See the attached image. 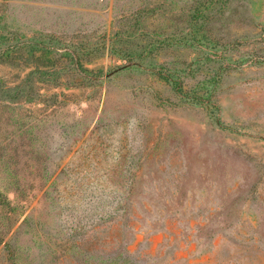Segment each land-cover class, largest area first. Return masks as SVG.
Wrapping results in <instances>:
<instances>
[{"label": "rangeland", "instance_id": "obj_1", "mask_svg": "<svg viewBox=\"0 0 264 264\" xmlns=\"http://www.w3.org/2000/svg\"><path fill=\"white\" fill-rule=\"evenodd\" d=\"M0 264H264V0H0Z\"/></svg>", "mask_w": 264, "mask_h": 264}]
</instances>
